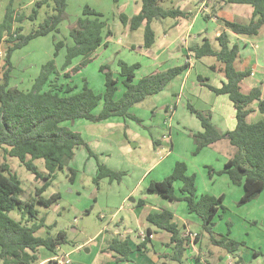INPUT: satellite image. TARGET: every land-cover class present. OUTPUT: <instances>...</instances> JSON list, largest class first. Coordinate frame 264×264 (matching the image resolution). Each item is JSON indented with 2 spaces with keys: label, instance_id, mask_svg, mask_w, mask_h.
Segmentation results:
<instances>
[{
  "label": "rangeland",
  "instance_id": "rangeland-1",
  "mask_svg": "<svg viewBox=\"0 0 264 264\" xmlns=\"http://www.w3.org/2000/svg\"><path fill=\"white\" fill-rule=\"evenodd\" d=\"M38 1L41 0H0V23L9 5H12L16 15L22 14L25 17H29L36 10L37 15L34 21L26 19L22 24H14L15 28L22 26L24 29L22 33L28 34L34 27L42 23L47 15L52 13V1L47 5L37 7L36 2ZM179 4L187 10L191 8L185 7L183 0H166L161 5L164 8H176ZM141 5V0H68L66 16L61 23L60 33L38 37L25 47L13 52L10 86L20 90L31 89L41 74L42 67L51 60L55 61L56 71L50 75L49 82H55L65 87L70 86L75 91L81 90L87 84L96 93L104 94V76L107 70L102 72L101 68L103 66L110 68L114 76L121 80L120 73H118L121 61L128 64H136L135 62L140 64L139 77L149 74L151 69H156L150 60L153 58L151 53H157L163 32L168 25L172 24L173 20L167 18L153 22L152 28L156 32L157 42L151 49H146L143 46L144 26L136 31H130L120 20L121 14L128 17L136 15ZM85 6L103 14V20L107 23L105 40H107L108 30L112 32V36L108 38L110 44L107 47L103 46L87 65L80 67L77 72H73V69L79 66L81 59H75L69 69H63L66 48L62 49L55 58L54 38L63 41L67 46L73 45L70 31L79 18L83 17ZM191 6L195 7L193 3ZM252 8L250 5L229 4L224 9L223 17L226 20L247 23L249 16L245 9ZM223 25L222 21L216 23L202 19L195 24L193 34H197L199 27H204L206 30L204 35L214 38L217 30ZM7 38L6 35L0 43V53L2 52V55L0 54V77H3L5 72L4 58L9 47L6 42ZM235 42L242 49L241 56L245 59L244 66L256 68L259 71L256 77L244 81L242 85L244 92L249 93L252 86L262 88L260 71L264 72V27L258 36L236 38ZM212 43L214 47H217L215 41ZM192 58L196 60L194 56ZM159 60L165 61L164 58ZM185 60H181V63L178 64H182ZM215 63L216 59L212 57L197 60L184 92L181 91L182 80H176L162 93L148 97L134 106L131 113L135 114L141 123L129 118L115 117L100 123L77 120L62 124V126L78 132L93 155L89 154L85 145L78 147L73 160L58 172L57 177L44 193L46 198L59 194V200L49 208L41 205L36 206L39 217L46 219L47 226L40 231L39 235L47 236L49 234L57 237L60 232H63L65 239L56 253L41 248L38 264H56L55 262L58 260L44 262L46 259L56 256L55 259L61 261L66 258L68 264H139L137 261L133 263L114 262L109 257L111 253L103 252L106 247L105 239L112 236L117 229L116 224L123 219L124 226L120 225L119 227L122 234L128 236L125 233L126 228L132 229L131 238L134 242H139V232L146 231L147 226L154 228L144 216L149 210L153 211L163 206L173 211L172 213L178 220L177 224L183 223V220L187 218L183 211L187 207L185 202L176 201L170 204L160 196L148 193L150 184L153 181L160 182L168 178L178 162L186 163L188 174L196 176L197 196L204 192L219 190L227 192V201L224 203L226 210H220V215L216 219L215 231L223 235L230 231L234 239L244 243L236 256L240 257L244 264H264V191L253 201L240 205L244 192L243 187L232 185L227 176L218 174L225 168L228 158L234 157L236 153V148L231 144H226L227 142L220 144L218 147H222L223 152L218 150L214 144L200 154H195L196 144L191 131H203V128L197 116L191 112L190 107L204 113L211 110V105L216 108L214 100L217 96L207 87H203L198 79L201 76L203 81L208 79L210 83L219 85L218 80L216 81L217 74L212 70V65ZM178 64L171 62L164 68ZM215 65L221 64L217 62ZM237 67L239 68V63H237ZM66 72L70 75L66 76ZM49 82L44 86V90H50ZM119 87V94H122L123 86L120 84ZM99 110L100 108L97 109V111ZM233 111L232 117L228 118L224 125L227 130L231 131L236 127L234 108ZM258 115L261 117L260 112ZM259 120L256 113H252L249 117L250 123ZM166 138L172 140L173 143H168ZM226 145H229L228 149L233 153L232 155L227 153ZM4 162L10 165L12 172L17 174L22 181L21 199L26 202L32 201L36 196V189L43 186L44 181L36 179L28 172L19 159L10 157L6 159L3 150L0 149V163ZM35 164L40 171L47 172L43 159L36 160ZM98 164H104L122 175L113 181L108 178L96 181ZM152 166L155 167L152 168ZM73 171L75 178L74 181H71ZM225 181L230 183V189L227 184H224ZM181 187V182L174 184L175 195L178 198H181ZM141 200L147 204V208L133 213L134 206H137ZM190 215L192 218L187 219L196 221L195 224H191V230L194 234L200 235L199 241L196 242L197 252L199 258H202L204 262H198L194 256L189 264H221L219 255L226 256L224 264L235 263L237 258L212 245L209 235L200 227L199 218L195 214ZM10 216L18 221L21 220L20 214L16 211L12 212ZM169 250L167 253H160L156 246L150 245V250L145 255L152 258L156 254L161 259L159 264H188L183 259L181 262H175L165 258L172 254L173 250L171 248ZM188 252L189 249L186 253ZM255 252L258 253L257 257Z\"/></svg>",
  "mask_w": 264,
  "mask_h": 264
},
{
  "label": "trees",
  "instance_id": "trees-1",
  "mask_svg": "<svg viewBox=\"0 0 264 264\" xmlns=\"http://www.w3.org/2000/svg\"><path fill=\"white\" fill-rule=\"evenodd\" d=\"M53 2L52 13L28 34H23V27H14L15 23L22 24L26 19L34 21L37 12L29 17L16 15L12 5H9L5 16L0 23V43L7 35L9 47L5 53V72L0 77V149L7 159L17 158L20 163L38 180L44 181L43 186L36 189V196L32 201L21 199L23 193L22 181L13 173L7 162L0 163V264H38L39 251L45 248L50 252H58V248L65 242L64 233L57 237L48 234L47 237L38 236L37 233L46 228V219L39 217L37 205L51 207L59 198L54 194L46 198L44 193L51 186L59 171H62L75 156V150L85 145L90 155H93L81 135L69 128L62 126L65 122L87 120L100 123L119 117L132 119L141 123V120L131 109L143 102L148 97L162 93L167 86L179 75L190 68V62L169 68L164 71L154 72L137 79L136 71L140 64L129 65L119 62L121 80L114 76L110 68L103 66L101 71L105 73V92L98 94L87 84L75 91L70 86H60L55 82H49L50 75L56 71L55 61L46 63L41 74L33 83L31 89L20 90L10 86L11 72L13 70L12 54L15 50L28 45L38 37L61 32L60 25L66 16L68 0H41L36 2L37 7ZM140 12L132 17L120 15V20L130 31H136L144 26V48L151 49L157 42L156 32L152 28L154 21L171 18L188 17L189 14L179 8H164L161 4L166 0H141ZM227 4L250 5L253 7V15L248 23H238L224 20L227 30L221 32L216 38L217 47H214L209 39H205L201 45L190 48L195 59L206 57L215 58L224 67L225 81L220 87L199 80L216 95H226L233 103L236 113V127L232 131L222 133L211 121V116L190 107L199 121L203 131L192 132L196 144L195 154L200 153L223 139H228L236 148L233 158L225 164V169L218 172L226 174L233 185L242 186L244 194L240 205L249 203L264 191V119L250 123L248 117L253 112L251 107L257 103V110L264 116V98L262 89L253 88L248 94L242 92L241 83L251 75L250 71H240L236 62L240 58L238 44L231 46L230 33L243 36H258L264 27V0H215L211 13L206 14L208 20L216 17ZM107 23L103 20V14L89 6L83 8V17L79 18L76 25L70 31L73 45L67 46L63 41L54 38L56 58L60 51L66 48L65 63L63 69H69L75 59L80 58L79 66L73 69L77 72L80 67L89 63L95 52L105 44V30ZM229 31V32H228ZM112 32L108 30L106 37ZM66 76L70 73L66 72ZM49 82L50 90H44ZM124 88L119 96V85ZM97 111V109H99ZM43 159L47 172L39 170L36 160ZM212 172V169H210ZM122 174L108 168L104 164H98V173L95 178L99 181L109 178L111 181L118 179ZM75 173L71 181H74ZM182 183L181 198L175 195L174 184ZM149 194H156L168 200L183 201L187 204L190 214H195L202 224V229L209 235L212 245L225 250L234 257L243 242H239L228 234H218L215 231L216 219L220 210H226L223 206L225 197H215L204 194L197 196L196 176L188 174V167L184 162H178L173 173L163 181H153L148 189ZM139 201L138 205H144ZM18 212L21 220L10 216L12 212ZM147 221L159 230H165L172 234L170 247L172 254L165 256L175 262H181L191 239L183 235L182 228L174 221V215L169 210L152 212ZM152 230H147V236L138 244L137 248L147 252L149 250ZM200 235L195 236L198 242ZM108 250L116 255V262H132L131 242L129 238L115 237ZM258 256V253L255 252ZM233 264H244L240 257ZM200 262V258H197ZM58 264L57 262H55ZM167 264V263H163Z\"/></svg>",
  "mask_w": 264,
  "mask_h": 264
},
{
  "label": "crops",
  "instance_id": "crops-1",
  "mask_svg": "<svg viewBox=\"0 0 264 264\" xmlns=\"http://www.w3.org/2000/svg\"><path fill=\"white\" fill-rule=\"evenodd\" d=\"M214 1L215 0H183V2H184L183 5H186L185 7H191V8L190 9L188 8L189 10H187L186 8H182V6L180 4H179L178 7H176V8H179V9L187 12L189 14V16L188 17H185V18H178L177 20H173L172 24L171 25H168L165 28V30L163 32V36H162L161 42L158 44L159 47L157 49V53H151L152 51L149 52L153 56V58H150V60H151V62L153 64L154 68H156V69H151V72L149 74H152V73L158 72V71H164V70H167L169 68L175 67V66H172V67H169V68H164V67H167L168 65H170L171 62H174V63L176 62L178 64V63H181V60L186 59L182 63V64H184L186 61H189L190 60L189 61L190 62V68L187 71H185L184 73H182L181 75H179L174 80V81H176V80H182L181 91L184 92L186 90L187 80H188V78L190 77L191 73L194 70L192 68H194V66H196V62H197V59L196 60H193V58H192L193 53L190 51V48L192 46H194V45H201L205 39H209L211 42L212 41H215L216 42V38L221 34L222 31L226 30L225 27H224V25L221 26V28L219 30H217L216 35H215L214 38H209L208 36L204 35L205 34V31H206V30H204V27H199L197 34H193V32L195 30V24L197 22H199L200 20H202V19L203 20H206L205 19L206 14H210L211 13L210 11H211V7H212ZM192 3L195 5L194 8L191 6ZM189 4H190V6H189ZM228 5L229 4L225 5L224 8L217 14L216 17H212V18L208 19L207 21H212V22H216V23H219L221 21L223 22L224 20L226 21V19L223 17V15H225L224 14V9H226L228 7ZM141 8H142V5H141V7L138 10L139 12H140ZM245 10H246V14L249 16V20H248V22H249L250 19L252 18V15H253V8L252 9H245ZM228 21H232V20H228ZM233 22H235V21H233ZM127 28L129 30V27H127ZM229 33H230L231 46H233L235 44H238V43L235 42V39L236 38L237 39H240V37H256V36L236 35V34H233L231 32H229ZM108 38L109 37L106 38L107 40H105V42H104L105 44H103L104 47H107L110 44V41L108 40ZM188 38H189V40H188ZM191 42H192V44H191ZM103 46H101L99 49H101ZM239 47H240V45H239ZM133 49H134V47H133ZM96 52H95V54H96ZM241 52H242V49L240 47V58L236 62V67H237V63H239V68L237 67V69L240 70V71H247L248 70V71L251 72V75L248 78H246L245 80H248L251 77H256L257 76V72H259V71H257L256 68H249L247 66H244V64H243L244 62L243 61L245 59L242 58V56H241L242 53ZM95 54L93 55V57L95 56ZM181 57H183V58L181 59ZM160 58H164L165 61L159 60ZM200 60H202V59H199V61ZM135 63L138 64L137 62H135ZM158 63H161V64H158ZM133 64H129V65H133ZM182 64H178L176 66H179V65H182ZM215 64H217V61H216ZM215 64L212 65V70L214 72H216V74H217L216 81L218 80L219 85L210 83L208 79L205 80V82L206 83H209V84H211V85H213L215 87H220L222 85V83L225 81V74H224V71H223L224 67H223V65L221 63H219L221 65H217V66ZM160 67H161V69H159ZM138 71H139V69L136 71L137 79H139V78H141L143 76H146V75H143V76H140L139 77L138 76ZM260 72H261L260 74L262 76V79L260 80V84L262 85V88L261 89H262L263 98H264V91H263V89H264V72L263 71H260ZM118 73H120V70H119ZM149 74H147V75H149ZM199 77H201V76H199ZM199 77H198V79H199ZM201 79H202V77H201ZM174 81H172L167 87H169ZM244 81L241 83L242 92H244V89H243V86H242L243 83H244ZM201 85L203 87H206V86L203 85L202 82H201ZM256 87L257 86H252L251 87V90L253 88H256ZM251 90H250V92H251ZM119 91H120V87H119ZM119 91H118V95L120 96L121 94H119ZM246 94H248V93H246ZM216 96L217 97L214 100V105H216V108H213V105H211V110H209V111L207 110L208 113H205V114H208V115L211 116L212 123L222 133H226L228 131H231V130H227V128L224 125L227 123L228 118H231L232 117V114L234 113V111H233L234 106H233V103L230 101V99H229L228 96H226V95H216ZM179 97H181V96L179 95ZM251 107L253 108V112L252 113H256L257 116H258V118H260V120L264 119V116L261 113H260L261 117H259V115H258L257 103H253ZM225 109H226V112H225ZM252 113L250 114V116L252 115ZM235 117H236V113H235ZM249 117H248V121H249ZM171 118H172V115H171ZM197 131L198 132H201L199 130H197ZM191 132H194V131H191ZM166 140H168V143H170V142L173 143V141L170 140V139H167L166 138ZM225 142H227L226 144H230L229 140L226 138V139L221 140L220 142H217V144L215 143V147L218 150L222 151L221 150L222 147L220 148L218 146H220V144H224ZM158 145H161V143H158ZM228 146L229 145H226L225 146V149H226L227 153H231L230 150L228 149ZM205 149L206 148H204L201 152H203ZM228 150H229V152H228ZM232 154L233 153H231V155ZM227 155H229V154H227ZM231 158H233V156H230V158H228V160H230ZM154 167L155 166H152V168H154ZM152 168H150V169H152ZM146 174H147V172H146ZM223 176H227V175L226 174H223ZM227 178L229 179L228 176H227ZM224 184L225 185L227 184V186L229 187V189L231 188L230 185H229L230 183H228V181H225ZM204 194L212 195V196H215V197H220V196L223 195L225 197L224 203L227 201V192H224V191H221V190L216 191V192L215 191H213V192H204L201 195H204ZM243 194H244V192H243ZM201 195H199V196H201ZM181 197H182V194H181ZM161 198L163 200H165L166 202H169L170 204L176 202V200H168V199L163 198V197H161ZM224 203H223V206H224ZM134 207H135V209H134L133 213H137L138 210L147 208V204H144L142 206H139L137 204V206H134ZM186 209H187V207L183 210L184 213H185V217L190 218L191 215L188 212V209L187 210ZM161 210H169V209L166 206H163V207L157 208L156 210H153V211L149 210L144 217L146 219L147 216L150 213L155 212V211L156 212H159ZM169 211L173 212L172 210H169ZM173 215H174V221L177 223L178 220L176 219V215L175 214H173ZM187 218L184 219L183 220V223L181 225H179V226L182 228V230L183 229L185 230V231H182L183 235H185V236L188 235V237H190L191 240H192L190 246L188 247L189 252L188 253H185V255L183 257V260L186 263L189 264V263H191V260H193L194 256L196 258H199V253L197 252L198 251L197 250V243L194 241V237L196 235H199V234H194V232L191 230L192 229L191 224H195L194 222H196V221L193 219L192 220L193 222H192L191 220H189ZM120 225H123L124 226V220L123 219L120 221V223L116 224L115 227L117 229L115 230V232H113L112 236H110L109 239L108 238L105 239V243H106V247L105 248L106 249L105 248L103 249V252L104 253H111L109 255V257L112 260H114V262H116V260H115L116 259V255L113 252H110L109 250H107V248H109V246L112 244L113 239L115 237H117V236H119L121 239L129 238L130 239V242H131V254H130V257L132 259V262H119V263H133V262L137 261L139 264H159L161 262V259L156 254L152 258L145 255L146 253L149 252L150 245H153V247L156 246L157 247V250L160 253H167V252L170 251L169 248H171V247L169 245L171 243V237H172V234L171 233H169V232H167L165 230H159V229H157L155 227L152 229L151 227L147 226L146 231H141V232L138 233V237H139L140 241L136 243V242H134V240L130 236L132 234L133 230L126 228L125 233L128 236H124L122 234L120 228H119ZM198 226H200V225L198 224ZM200 227L202 228V224H201ZM149 228L152 230V233L153 234L150 236V241L151 242H150V244L148 246L149 250L147 252H143V251L139 250L137 248V246H138V244H140L145 239V237L147 236V230ZM40 231L37 233L38 236H40L39 235ZM47 236H48V234H47ZM47 236H42V237H47ZM59 249H60V247L58 248V250ZM56 257L48 258L44 262H46V263L47 262H51L52 260H55ZM225 258H226V256L224 257L223 255H219V259L222 261L221 264H224ZM203 262H204L203 259L200 258V263H203Z\"/></svg>",
  "mask_w": 264,
  "mask_h": 264
},
{
  "label": "built area",
  "instance_id": "built-area-1",
  "mask_svg": "<svg viewBox=\"0 0 264 264\" xmlns=\"http://www.w3.org/2000/svg\"><path fill=\"white\" fill-rule=\"evenodd\" d=\"M2 55V52L0 53ZM58 260L57 263L58 264H68V261L66 260V258H64L62 261L60 259H55Z\"/></svg>",
  "mask_w": 264,
  "mask_h": 264
}]
</instances>
